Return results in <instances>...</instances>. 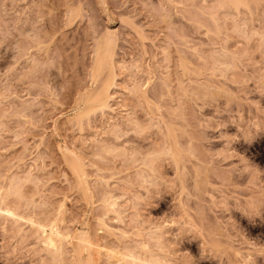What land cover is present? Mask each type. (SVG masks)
Instances as JSON below:
<instances>
[{
	"label": "rangeland",
	"instance_id": "obj_1",
	"mask_svg": "<svg viewBox=\"0 0 264 264\" xmlns=\"http://www.w3.org/2000/svg\"><path fill=\"white\" fill-rule=\"evenodd\" d=\"M0 191L73 237L0 264H264V0H0Z\"/></svg>",
	"mask_w": 264,
	"mask_h": 264
},
{
	"label": "bare ground",
	"instance_id": "obj_2",
	"mask_svg": "<svg viewBox=\"0 0 264 264\" xmlns=\"http://www.w3.org/2000/svg\"><path fill=\"white\" fill-rule=\"evenodd\" d=\"M101 51H102V49H101ZM101 51H98V53H97V58H98L97 68L98 69L103 68L107 64L105 54L101 53ZM107 93H105V94L101 93L99 95H96L94 98H90L89 100L91 102H94V104L97 103L96 104L97 106L99 105L101 107H106V102H108L107 100L110 98V96H108ZM1 191H2V189H1ZM1 191H0V216H1V218L5 217V219L8 218V220L10 218V220L12 219L16 224H18L20 222H25V223L30 224L32 227L36 228L37 233H39V235L41 236V242L44 245L45 249L52 251L53 252V253L51 252L52 254L57 253L58 256L60 254V256L62 257V255L64 253V247H65L64 244L69 242V241L71 242V240L73 239V237L70 235V233H66V234L63 233L61 231V229L58 227V225L56 224V222L51 223V225L49 223H47L48 225H45L44 222H43L44 225L39 224V222L35 221L32 218L28 219L26 217H23L22 215L19 214V212L18 213L16 212V209L10 208L11 206L9 207V205H8V207H9L8 208L6 206V204L4 203V201H5L4 199H6L3 195L4 192H1ZM110 206L115 207V203H112ZM36 230H35V233H36ZM81 234L82 235L78 236L79 237V244L83 245V248H86L87 250L88 249L90 250V248H92V247H93L92 249L94 250V248L98 244L96 243L97 245H95L94 243L91 242V240L88 238V236L84 235L82 232H81ZM84 236H86V237H84ZM99 248H100V246L98 247V249ZM104 250H105V248H104ZM112 251L107 250V252H105V251L104 252L106 253L105 256H108L110 259L114 260L115 264H169V263L164 262V261L161 262L159 260H156L155 258L154 259L153 258H146V257L143 258V257H140L139 255L138 256L134 255L131 252L121 253L120 251L119 252L113 251V253H112ZM100 252L101 251H99V254H101ZM94 253H98V252H94ZM97 256L99 258V255H97ZM87 264H89V263H87Z\"/></svg>",
	"mask_w": 264,
	"mask_h": 264
}]
</instances>
